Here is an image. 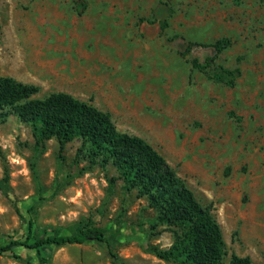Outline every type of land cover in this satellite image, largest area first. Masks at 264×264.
Wrapping results in <instances>:
<instances>
[{"label":"rangeland","instance_id":"obj_1","mask_svg":"<svg viewBox=\"0 0 264 264\" xmlns=\"http://www.w3.org/2000/svg\"><path fill=\"white\" fill-rule=\"evenodd\" d=\"M0 77L108 114L210 208L221 264L264 262V0H0ZM157 215L111 164H91L82 140L60 148L15 114L0 119V247L105 234L15 247L0 264H177L147 249L173 240Z\"/></svg>","mask_w":264,"mask_h":264},{"label":"trees","instance_id":"obj_2","mask_svg":"<svg viewBox=\"0 0 264 264\" xmlns=\"http://www.w3.org/2000/svg\"><path fill=\"white\" fill-rule=\"evenodd\" d=\"M222 42V46L214 43L211 47L219 51L228 46V41ZM193 66L197 67L196 62ZM38 91L36 86L0 77V119L15 114L31 126L39 141L54 138L60 148L80 139L91 164H111L128 190H136L139 197H146L157 211V222L172 230L173 240L168 248L147 246L160 260L177 264H221L222 236L210 208L196 200L158 152L142 138L118 132L109 115L91 104L64 93L38 98ZM104 239L102 229L85 226L70 236L46 237L32 243L29 239L13 240L0 247V252L15 247L82 245ZM229 264L254 263L248 257L233 254Z\"/></svg>","mask_w":264,"mask_h":264}]
</instances>
